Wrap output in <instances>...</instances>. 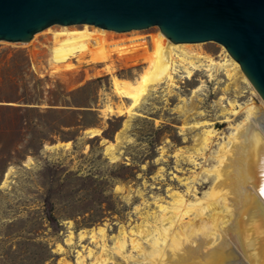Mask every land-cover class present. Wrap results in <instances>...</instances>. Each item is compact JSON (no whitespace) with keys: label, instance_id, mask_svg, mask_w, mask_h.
Instances as JSON below:
<instances>
[{"label":"rangeland","instance_id":"374dc122","mask_svg":"<svg viewBox=\"0 0 264 264\" xmlns=\"http://www.w3.org/2000/svg\"><path fill=\"white\" fill-rule=\"evenodd\" d=\"M60 27L50 26L25 43L0 40V106L33 105L43 111L51 108L57 111L47 113L46 119L58 118L70 125L61 127L62 135L69 140H62L59 133H47L53 141L45 140L36 152L28 149L29 135H25L19 138L9 160L0 162V264H58L62 256L56 249L58 244H63V255L74 264L75 250L80 246L77 238L73 239L75 244L64 245L68 230L76 234L84 228L105 225L111 244V236L122 230L120 227L124 225L126 231L135 224L141 225L146 212L156 211L155 200L162 197L161 202L167 201L168 189L184 190L178 180L196 168L187 162L177 163L173 155L191 147L198 130L187 131L186 142L183 140L181 97H185L188 106L197 103L193 112L197 109L203 112L192 113L190 121L209 120L215 122L218 130L228 126L222 122L218 104L221 100L222 105L233 98L259 103V95L241 77L235 82L218 70L212 80L204 72H197L192 79L179 81L171 96L165 95L163 85L141 103L132 105L131 100L120 99L111 91L110 75L100 64L51 72L47 64L51 35ZM156 29L159 28L151 26L115 31L108 38L116 48L125 47L127 42L125 45L123 40L152 37ZM197 44L200 46L189 47L222 60L225 48L221 44L214 41ZM138 55L132 56L135 59L118 61L114 54V59H108L106 64L115 68L117 75L133 78L147 66ZM200 80H204V85L193 97V89ZM104 104L114 110L120 107L125 114L103 118ZM89 128H99L101 132L90 137ZM34 129L47 131L43 124ZM67 141L69 147L45 148ZM111 144L113 148L108 149ZM10 167L7 183L3 185ZM198 187L200 192L205 189ZM47 210L52 212L51 220ZM83 243L91 246L87 240Z\"/></svg>","mask_w":264,"mask_h":264},{"label":"bare ground","instance_id":"6f19581e","mask_svg":"<svg viewBox=\"0 0 264 264\" xmlns=\"http://www.w3.org/2000/svg\"><path fill=\"white\" fill-rule=\"evenodd\" d=\"M75 25L84 27L80 29ZM61 26L51 35L47 62L51 72L100 64L110 75L111 91L120 99L131 100L132 105L141 103L163 85L165 95L171 96L179 87V81L190 80L197 72H204L208 80H212L216 71L222 70L230 80L241 77L257 93L226 50H222V60H217L212 54L189 47L200 44L174 43L159 29L152 37L126 39L122 42H127L125 47L122 44L123 47L116 48L108 38V34L115 33L113 30L89 24ZM114 54L118 61L137 59L133 55L139 54L147 63L146 69L133 78L117 75L115 68L106 64ZM203 81L193 89V97L201 90ZM234 84L237 87V83ZM181 99L183 140L186 142L187 131L198 132L193 135L191 147L173 156L177 163H190L198 171L195 169L184 178L176 177L184 190L171 187L167 194L169 199L164 202H161L162 197L159 200L155 197L157 210L148 213L144 209L145 215L140 214L141 225L135 224L126 231L124 225L123 228L120 225L122 230L119 228V232L111 236V244L105 225L84 228L76 234L68 230L64 245L75 244L73 239L77 238L80 246L75 250L74 264H264V102L259 96V103L239 102L233 98L222 105L221 96L217 101L221 100L218 104L222 122L228 126L218 130L215 122L209 120L190 121L192 113L203 112L200 109L193 112L197 103L188 106L185 97ZM101 113L107 118L122 116L125 111L104 104ZM100 132L99 128L87 129L90 137ZM61 146L69 147L70 141L45 145V148ZM10 172L11 167L5 173L3 185ZM198 186L205 189L200 192ZM85 240L91 246L84 244ZM56 249L62 255L58 264H73L63 255V244H58Z\"/></svg>","mask_w":264,"mask_h":264},{"label":"water","instance_id":"95a60500","mask_svg":"<svg viewBox=\"0 0 264 264\" xmlns=\"http://www.w3.org/2000/svg\"><path fill=\"white\" fill-rule=\"evenodd\" d=\"M56 24L157 26L174 43L217 42L264 102V0H0L2 41L25 43Z\"/></svg>","mask_w":264,"mask_h":264},{"label":"trees","instance_id":"16d2710c","mask_svg":"<svg viewBox=\"0 0 264 264\" xmlns=\"http://www.w3.org/2000/svg\"><path fill=\"white\" fill-rule=\"evenodd\" d=\"M57 110H41L37 106H0V162H7L14 152L16 144L20 141V137L29 135L28 149L39 151L45 140L53 141L50 134H61L59 137L62 140H69L68 136L62 135L64 133L62 126H70L67 122H63L58 118L46 119L47 113H54ZM43 126L44 130H35V126ZM73 139V138H72ZM52 212L47 210L46 214L49 220L53 217Z\"/></svg>","mask_w":264,"mask_h":264}]
</instances>
